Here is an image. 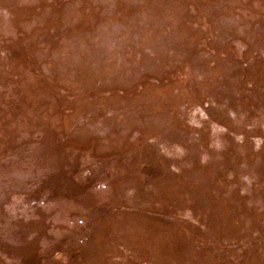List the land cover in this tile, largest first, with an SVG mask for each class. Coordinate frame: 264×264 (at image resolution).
I'll use <instances>...</instances> for the list:
<instances>
[{"label": "rangeland", "instance_id": "374dc122", "mask_svg": "<svg viewBox=\"0 0 264 264\" xmlns=\"http://www.w3.org/2000/svg\"><path fill=\"white\" fill-rule=\"evenodd\" d=\"M0 264H264V0H0Z\"/></svg>", "mask_w": 264, "mask_h": 264}]
</instances>
